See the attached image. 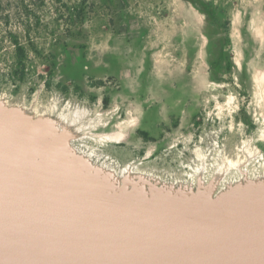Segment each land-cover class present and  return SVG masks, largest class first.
Masks as SVG:
<instances>
[{"label":"water","instance_id":"1","mask_svg":"<svg viewBox=\"0 0 264 264\" xmlns=\"http://www.w3.org/2000/svg\"><path fill=\"white\" fill-rule=\"evenodd\" d=\"M112 131L0 89V264H264L262 138L198 145L168 170L94 146Z\"/></svg>","mask_w":264,"mask_h":264},{"label":"rangeland","instance_id":"2","mask_svg":"<svg viewBox=\"0 0 264 264\" xmlns=\"http://www.w3.org/2000/svg\"><path fill=\"white\" fill-rule=\"evenodd\" d=\"M195 1L203 10L189 0H0V89L97 111L114 132L94 146L143 167L176 169L215 140H264V0ZM181 33L187 41L174 40ZM139 48L188 64L178 111L152 131L165 101L101 74L110 60H139Z\"/></svg>","mask_w":264,"mask_h":264},{"label":"crops","instance_id":"3","mask_svg":"<svg viewBox=\"0 0 264 264\" xmlns=\"http://www.w3.org/2000/svg\"><path fill=\"white\" fill-rule=\"evenodd\" d=\"M191 7L193 10H203V5L198 3L195 0H189ZM195 25L197 26V22L195 21ZM171 45L173 42V38L171 39ZM176 41H187V35H183L181 33L180 36H176L174 39ZM144 47V46H143ZM172 49V48H171ZM139 52L143 53L144 50L139 48ZM136 53V50H135ZM170 58L167 59L166 57ZM174 56H176V62L178 63L177 55H173L172 51L170 55L164 54V60H158L157 57L152 54V49L150 51L145 52L139 56V60H135L130 63V61L116 60L113 62L108 61L104 64V68L101 72L102 76H110L117 78L121 83L124 91H133V93H142V96H151L152 103H158L165 101L163 105L159 108L155 107L152 109V130H157V124L160 122H165L169 120L170 113L172 111L177 112L178 110H174L176 107L174 104H178L174 102V98L176 97L173 90L177 88V90L182 89L183 87L189 86V77L186 76V72L188 71V64H185V68H183V59H180V64L177 65L174 62ZM183 55H180L179 58H183ZM188 63V56L185 57ZM111 59V58H110ZM128 93V92H127ZM180 94V93H179ZM179 97V96H177Z\"/></svg>","mask_w":264,"mask_h":264},{"label":"trees","instance_id":"4","mask_svg":"<svg viewBox=\"0 0 264 264\" xmlns=\"http://www.w3.org/2000/svg\"><path fill=\"white\" fill-rule=\"evenodd\" d=\"M18 50H19V48H18ZM20 57V56H19Z\"/></svg>","mask_w":264,"mask_h":264}]
</instances>
